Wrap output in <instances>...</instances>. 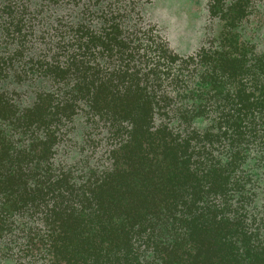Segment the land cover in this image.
<instances>
[{
	"label": "trees",
	"instance_id": "obj_1",
	"mask_svg": "<svg viewBox=\"0 0 264 264\" xmlns=\"http://www.w3.org/2000/svg\"><path fill=\"white\" fill-rule=\"evenodd\" d=\"M181 1L0 0V264H264V0Z\"/></svg>",
	"mask_w": 264,
	"mask_h": 264
},
{
	"label": "rangeland",
	"instance_id": "obj_2",
	"mask_svg": "<svg viewBox=\"0 0 264 264\" xmlns=\"http://www.w3.org/2000/svg\"><path fill=\"white\" fill-rule=\"evenodd\" d=\"M181 9H185L186 11H188V23H189V27L187 28V31L185 32L186 37H188V41H189V47H191V37L193 35V31H194V19L197 16V11L200 8V0H182L181 1ZM176 7V6H175ZM183 40V39H182ZM184 48H189L187 45L183 44ZM191 48H189L188 50H190Z\"/></svg>",
	"mask_w": 264,
	"mask_h": 264
}]
</instances>
